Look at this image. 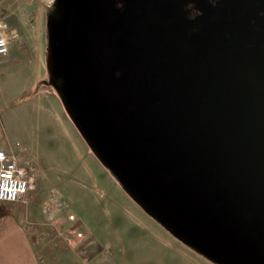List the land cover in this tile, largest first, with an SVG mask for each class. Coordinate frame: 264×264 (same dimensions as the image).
I'll return each instance as SVG.
<instances>
[{
  "label": "rangeland",
  "instance_id": "obj_1",
  "mask_svg": "<svg viewBox=\"0 0 264 264\" xmlns=\"http://www.w3.org/2000/svg\"><path fill=\"white\" fill-rule=\"evenodd\" d=\"M154 1L149 0L148 10ZM157 1V19L153 7L148 24L159 33V44L142 56L143 70L164 87L160 94L165 103L174 96L180 106L187 105L171 113L162 109L163 115L175 113L177 129L188 127L190 140L181 146L198 154L204 138L215 140L218 127L228 126L238 113L235 101L224 97L237 92L235 80L226 75L237 66L225 47L230 46L228 34L254 32L262 40L264 22L257 24L258 31L251 30L252 15L237 5L240 0L230 8L208 2L200 13L191 0ZM105 5L106 13L111 3ZM0 10L9 39L0 68L10 69L1 73L0 126L11 138L8 150L32 167L36 177L29 203L0 201V216L12 212L24 218L40 264H227L155 213L87 130L52 54V27L63 20L65 2L47 8L40 0H0ZM224 14L233 15L234 28L224 22ZM182 16L192 20L184 23ZM210 71H218L220 79H210ZM208 92L209 112L203 105ZM181 111L183 118H176ZM239 147L244 150L247 143Z\"/></svg>",
  "mask_w": 264,
  "mask_h": 264
},
{
  "label": "flooded vegetation",
  "instance_id": "obj_2",
  "mask_svg": "<svg viewBox=\"0 0 264 264\" xmlns=\"http://www.w3.org/2000/svg\"><path fill=\"white\" fill-rule=\"evenodd\" d=\"M63 1L66 14L52 27L56 65L87 130L122 177L170 226H182L225 263L264 264V110L249 113L245 131L250 142L244 150L236 141L237 112L228 126H217L215 140L204 138L198 154L181 146L190 140L189 129H177L175 113L164 117L163 110L171 113L185 105L172 100L174 96L165 103L160 94L164 87L143 70L142 56L159 44V33L148 24L153 7L157 19L159 2L148 10L149 0ZM191 1L198 13L208 2L228 8L237 4ZM105 2H111L109 15L102 8ZM237 5L249 8L258 31L264 0H240ZM190 20L183 17L184 23ZM182 116V111L176 114ZM191 162L197 166L191 168Z\"/></svg>",
  "mask_w": 264,
  "mask_h": 264
},
{
  "label": "trees",
  "instance_id": "obj_3",
  "mask_svg": "<svg viewBox=\"0 0 264 264\" xmlns=\"http://www.w3.org/2000/svg\"><path fill=\"white\" fill-rule=\"evenodd\" d=\"M250 29L253 30V26H251ZM253 33L254 32L250 34L251 37L244 35V33L243 35L240 34L235 37H230L228 34V42L230 46L225 45L226 48H230L229 50L232 56L231 59H233L234 63L235 61L237 62L236 68L233 70L230 68L231 70L228 69L226 72L227 77H230L228 75H231V77L235 80L237 92L235 91L234 96L236 99L234 96H227V93H224V97H230L232 102L234 100L236 108L238 109V127L241 132L238 136L239 143L250 142L249 132L242 133L243 131L241 129L243 127H249V113L252 111L264 110V50L262 48V41L260 39H256ZM262 37L263 36H261V38ZM258 40L260 41L257 42ZM240 50L244 51L240 52ZM208 74H210V79H220L218 77V71H210ZM211 92L212 95L216 94L213 90H211ZM206 100L207 101L203 105L204 107L207 106V112H209L210 109H213L210 102V92L206 95ZM225 103L227 102L225 101ZM186 106L187 105L183 108H186ZM246 137L249 139L247 140Z\"/></svg>",
  "mask_w": 264,
  "mask_h": 264
},
{
  "label": "built area",
  "instance_id": "obj_4",
  "mask_svg": "<svg viewBox=\"0 0 264 264\" xmlns=\"http://www.w3.org/2000/svg\"><path fill=\"white\" fill-rule=\"evenodd\" d=\"M47 8H53L57 0H40ZM7 23L0 10V56L9 52ZM36 177L32 167H27L17 153L0 147V201L29 203Z\"/></svg>",
  "mask_w": 264,
  "mask_h": 264
},
{
  "label": "crops",
  "instance_id": "obj_5",
  "mask_svg": "<svg viewBox=\"0 0 264 264\" xmlns=\"http://www.w3.org/2000/svg\"><path fill=\"white\" fill-rule=\"evenodd\" d=\"M4 57L5 55L0 56V65L5 62ZM8 70L10 69L5 66L0 68V81L4 80L1 73ZM2 92L0 89V94ZM9 140L11 138L4 134L0 126V147L8 150ZM23 221L24 218L12 212L0 216V264H40L30 232Z\"/></svg>",
  "mask_w": 264,
  "mask_h": 264
},
{
  "label": "water",
  "instance_id": "obj_6",
  "mask_svg": "<svg viewBox=\"0 0 264 264\" xmlns=\"http://www.w3.org/2000/svg\"><path fill=\"white\" fill-rule=\"evenodd\" d=\"M58 1V0H57ZM105 3H107V2H105ZM109 4L111 3V2H108ZM235 3H236V1H235ZM56 4H57V2H56ZM242 6H245V5H242ZM246 7V6H245ZM246 8H248V7H246ZM248 13H250V10H249V8H248ZM224 16V17H223ZM223 16H221V17H223V18H225V21L229 18V21H228V23L230 24L229 25V28L231 27V28H234L233 27V23H232V21H231V18H233V15H226V14H224ZM127 21H128V19H127ZM131 21V20H130ZM224 21V22H225ZM262 22V21H261ZM129 24V23H128ZM131 24V23H130ZM260 26H262V24L260 25ZM125 29H127L128 30V28L127 27H124ZM53 54V53H52ZM54 55V54H53ZM54 58H55V56H54ZM195 110V109H194ZM159 215V214H158ZM159 216H161L163 219H167V218H165L163 215H159ZM175 227H177V230L181 233V234H183L184 236H186V238H188L189 240H191L192 242H194L195 244H197L205 253H207V254H209V255H211V256H214V257H216L218 260H220L221 262H224V261H222L221 259H219L214 253H212V252H208L207 250H205L200 244H199V242L196 240V239H194V238H192L191 236H190V234H189V232H187V230H185V229H183L182 228V226H175ZM225 263V262H224ZM227 264H230V263H227Z\"/></svg>",
  "mask_w": 264,
  "mask_h": 264
}]
</instances>
